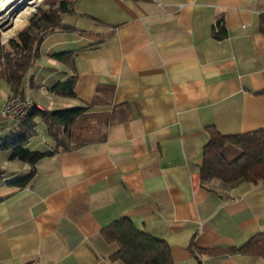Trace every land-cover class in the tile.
<instances>
[{
    "label": "crops",
    "instance_id": "crops-1",
    "mask_svg": "<svg viewBox=\"0 0 264 264\" xmlns=\"http://www.w3.org/2000/svg\"><path fill=\"white\" fill-rule=\"evenodd\" d=\"M71 1L60 23L72 29L42 36L20 93L40 110L88 106L111 121L104 140L33 166L0 148V264H125L102 235L122 217L165 240L174 264H264L237 250L264 231V182L200 178L208 126L264 129V0ZM219 19L226 34L216 38ZM61 52L71 65L53 57ZM74 76L75 97L51 91ZM11 94L0 78V107ZM32 121L1 143L26 133V149L52 151ZM238 153L223 149L227 160Z\"/></svg>",
    "mask_w": 264,
    "mask_h": 264
},
{
    "label": "trees",
    "instance_id": "trees-1",
    "mask_svg": "<svg viewBox=\"0 0 264 264\" xmlns=\"http://www.w3.org/2000/svg\"><path fill=\"white\" fill-rule=\"evenodd\" d=\"M71 5V0H55L49 3L47 9H39L29 18L28 25L7 41L9 50L0 52V78L4 79L12 93H20L27 71L37 56V46L42 36L55 28L72 29L70 25L60 23L59 16L69 11ZM1 34L2 38L6 39L4 32L1 31ZM225 34L224 24L219 19L214 25L213 36L221 38ZM53 57L69 65L73 61L71 52L55 53ZM75 83L74 76L54 84L50 89L62 96L75 97ZM99 90L110 89L98 86L96 91ZM35 116L41 118L48 135L55 142L52 151L26 149L25 144L29 138L26 133H21L2 144L4 149L10 150L11 159H18L31 166L46 155L104 140L105 129L111 121L109 114L88 112V106L56 110H40L33 106L23 119L28 120L29 126L33 127L32 119ZM207 129L210 140L203 148L204 158L200 168L202 181L217 178L224 186L240 181L253 184L264 182V129L229 135L221 134L213 126H208ZM226 145L239 150L233 160L224 157L223 149ZM32 177L33 172L11 182V185L22 188ZM102 235L106 240L118 243V251L111 256L113 260H121L125 264H174L167 242L139 230L127 217L119 218L104 227ZM237 250L246 255L264 258V231L251 236ZM193 251L215 254L220 250L195 248Z\"/></svg>",
    "mask_w": 264,
    "mask_h": 264
},
{
    "label": "built area",
    "instance_id": "built-area-1",
    "mask_svg": "<svg viewBox=\"0 0 264 264\" xmlns=\"http://www.w3.org/2000/svg\"><path fill=\"white\" fill-rule=\"evenodd\" d=\"M33 106H35L33 100L20 93L11 94V96L4 100L0 107V148L2 147V138L5 137L12 128L20 125L21 120ZM5 122H9V124L4 127L2 125ZM1 174L0 168V175Z\"/></svg>",
    "mask_w": 264,
    "mask_h": 264
},
{
    "label": "rangeland",
    "instance_id": "rangeland-1",
    "mask_svg": "<svg viewBox=\"0 0 264 264\" xmlns=\"http://www.w3.org/2000/svg\"><path fill=\"white\" fill-rule=\"evenodd\" d=\"M53 1H55V0H39L32 12L25 13V14L19 13L10 21V23L6 27L1 28L0 29V52L1 51L3 52L5 50H9L7 41L10 38L15 37V35L19 31H21L23 28H25L29 23V18L32 17L34 14H36L39 9H42V10L47 9L49 3L53 2ZM1 31L4 32L6 39L2 38Z\"/></svg>",
    "mask_w": 264,
    "mask_h": 264
},
{
    "label": "bare ground",
    "instance_id": "bare-ground-1",
    "mask_svg": "<svg viewBox=\"0 0 264 264\" xmlns=\"http://www.w3.org/2000/svg\"><path fill=\"white\" fill-rule=\"evenodd\" d=\"M38 1L39 0H0V29L6 27L19 13L25 14L32 12Z\"/></svg>",
    "mask_w": 264,
    "mask_h": 264
}]
</instances>
